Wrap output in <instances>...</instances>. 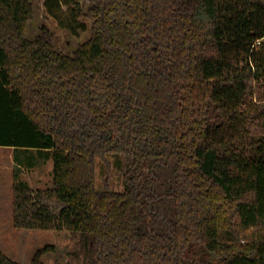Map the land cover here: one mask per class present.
<instances>
[{
    "label": "trees",
    "instance_id": "obj_1",
    "mask_svg": "<svg viewBox=\"0 0 264 264\" xmlns=\"http://www.w3.org/2000/svg\"><path fill=\"white\" fill-rule=\"evenodd\" d=\"M34 1L0 0V146L53 161L45 188L14 172L15 228L75 243L30 264H264V0H44L91 23L72 53L28 35Z\"/></svg>",
    "mask_w": 264,
    "mask_h": 264
},
{
    "label": "rangeland",
    "instance_id": "obj_2",
    "mask_svg": "<svg viewBox=\"0 0 264 264\" xmlns=\"http://www.w3.org/2000/svg\"><path fill=\"white\" fill-rule=\"evenodd\" d=\"M81 5L86 9L89 5V0H79ZM35 16L30 21L28 26V35L34 38L39 34L40 28L47 25L53 34L55 45L58 49L72 53L80 44L87 41L91 36V23L88 22V30H78L74 33L68 29H64L59 25V22L54 20L44 7V0L34 1ZM65 13L68 7L64 6ZM64 19V16L61 14ZM76 27V25H74ZM0 175L4 179L7 171L10 173L13 168V160L11 149H4L5 146H0ZM20 155L27 153L25 150H17ZM100 157V156H98ZM97 157V158H98ZM36 167L39 171L41 180L32 179V188H45L51 185L53 161L50 159L43 161ZM3 180V179H1ZM5 181V180H4ZM97 187L100 190L107 188L121 190L124 188V179L120 171L116 168L115 160L112 157L97 159ZM8 204L0 207V249L11 259L22 264H30L35 252L48 244H54L60 251L70 250L74 246L75 238L66 231H43V230H23L15 228L14 223L10 219L11 207L10 197ZM58 255L49 253L44 255L43 261L45 264H57Z\"/></svg>",
    "mask_w": 264,
    "mask_h": 264
},
{
    "label": "crops",
    "instance_id": "obj_3",
    "mask_svg": "<svg viewBox=\"0 0 264 264\" xmlns=\"http://www.w3.org/2000/svg\"><path fill=\"white\" fill-rule=\"evenodd\" d=\"M3 148V147H0ZM4 149H11L12 156L9 157L13 160V168L10 173L7 171L5 179L3 175H0V207H4L5 203L6 205L9 203L8 202V197H10V207H11V215L10 219L13 222V213H14V184H15V176L14 172L17 171L18 177L21 180L27 181L28 184L32 187V180H29L31 177L33 180H41L39 177V171L37 170L36 167H38L42 161H38V159L35 161L34 166H28L26 165L27 161L30 160L29 153H25L20 155V153H17V159L16 160L14 156V148L13 147H6ZM50 162V160H48ZM3 179V180H1ZM5 180V181H4ZM1 214V213H0ZM14 223V222H13ZM14 226V225H13Z\"/></svg>",
    "mask_w": 264,
    "mask_h": 264
},
{
    "label": "water",
    "instance_id": "obj_4",
    "mask_svg": "<svg viewBox=\"0 0 264 264\" xmlns=\"http://www.w3.org/2000/svg\"><path fill=\"white\" fill-rule=\"evenodd\" d=\"M111 190V189H110Z\"/></svg>",
    "mask_w": 264,
    "mask_h": 264
}]
</instances>
